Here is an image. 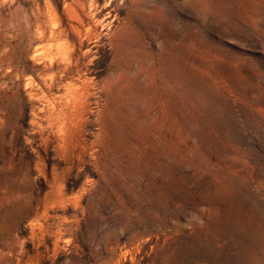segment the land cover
I'll return each instance as SVG.
<instances>
[{
	"label": "rangeland",
	"instance_id": "1",
	"mask_svg": "<svg viewBox=\"0 0 264 264\" xmlns=\"http://www.w3.org/2000/svg\"><path fill=\"white\" fill-rule=\"evenodd\" d=\"M0 264H264V0H0Z\"/></svg>",
	"mask_w": 264,
	"mask_h": 264
},
{
	"label": "bare ground",
	"instance_id": "2",
	"mask_svg": "<svg viewBox=\"0 0 264 264\" xmlns=\"http://www.w3.org/2000/svg\"><path fill=\"white\" fill-rule=\"evenodd\" d=\"M78 13V12H77ZM71 14V13H70ZM78 15V14H77ZM80 17V16H79ZM76 18H77V16H76ZM79 20H81L80 18H79ZM59 23V22H58ZM58 23H57V21L55 20L54 22H53V28L50 30V33L51 34H49V37L50 36H54L57 32H58ZM79 30V29H78ZM77 30V31H78ZM74 33H76V32H74ZM80 34H82L81 33V31H79L78 32V38H80ZM77 35V34H76ZM51 38V37H50ZM69 51L70 50H68V51H66V53H65V56H66V58L68 57V55H70L69 54ZM52 64H53V62H52ZM68 64L70 65L71 64V62L70 61H68ZM53 68H54V66L52 65L51 66V70H52V73H50V75H48L49 76V78H50V80L49 81H47V80H45L44 81V86H45V89H46V91H47V93H48V96L50 97V98H48V101L50 102V112L52 113V114H55V113H57V111H56V108H55V105H54V101H55V97L53 96V90H54V88L56 87V72L53 70ZM49 74V73H48ZM28 79H29V82L31 83V84H33V85H38V83L36 82V78L34 77V76H32V75H29L28 77H27ZM31 86V85H30ZM31 88V87H30ZM38 89L44 94V91L42 90V88L41 87H38ZM32 94V93H31ZM37 99H39V97L37 96L36 97ZM67 102H68V104H71V100L70 99H68L67 100ZM55 134V133H54Z\"/></svg>",
	"mask_w": 264,
	"mask_h": 264
}]
</instances>
